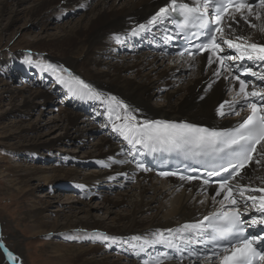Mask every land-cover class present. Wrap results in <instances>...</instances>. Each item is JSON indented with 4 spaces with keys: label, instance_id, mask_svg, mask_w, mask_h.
<instances>
[{
    "label": "bare ground",
    "instance_id": "6f19581e",
    "mask_svg": "<svg viewBox=\"0 0 264 264\" xmlns=\"http://www.w3.org/2000/svg\"><path fill=\"white\" fill-rule=\"evenodd\" d=\"M96 1L34 0L32 7L28 10V15L32 19L48 23L58 12L67 10L74 14L75 10L86 11L91 6L90 4ZM110 1L100 0L90 18L81 19L78 25L69 30H63L60 37L41 42V45L59 53L62 56V66L68 68L67 77L56 75L61 88L76 102L87 105L83 114L79 112L80 110L67 109L66 117L60 115L61 124L59 126L62 130L60 136L67 139L77 134L82 139L81 142H84L83 136L91 138L103 127H108L114 135H119L120 140L114 136L99 137L94 151L96 155L92 156L95 158L82 163L99 165L101 171H93V173H99L95 177L77 181L78 175L74 172L63 175L62 170L57 167H51L49 170L35 168L30 173L17 178L13 191L23 193L25 190L23 188H28L30 182L36 184L43 179L47 180V183L54 181L56 184L57 178L62 177L64 182L72 183L81 195L93 199L102 196L103 193V190L94 192L98 188V181H118L117 186L119 187H124L121 181L135 184L134 187L125 191L126 194L118 193L121 200H112L105 196L104 202L110 208L121 207V205L127 208L125 214H120L112 220V224L98 221L89 214L85 218H79L77 215L67 217L66 224H61L62 222L59 221L54 224L46 223L43 222L45 218L42 207L34 208L30 216L31 223L34 228L41 226L43 229H48L50 227L51 231L58 232L64 237H67L72 230H78L85 242H91L92 245L89 244L91 246L88 247L81 245L72 248L61 244L55 245L53 248L56 255L53 260L54 264L55 262L58 264H137V262L141 263V260L146 264L145 260L148 258L153 264L158 259L163 264H178L177 261L167 259L172 252L166 242L152 243L155 239L153 234L162 233L165 241L172 240L176 244L181 241L176 231L181 225L198 222L205 216L219 213L222 208L230 209L233 206L228 201H223V205L221 204L224 194L215 196L218 188L189 184L180 180H155L153 175L139 174L132 166L129 150L126 147L128 140L117 129L124 128L126 132L134 134L131 132L133 128L162 119L228 129L234 125V122L246 117L249 112L244 109L240 110V103L244 101V98L238 93V81L230 71H225L218 64L209 65L206 60L209 54L198 59L174 58L172 65L165 68V63L169 61L168 56L149 50L137 49L136 51L135 47L138 45L133 43V39L135 37L147 39L151 37L152 32L160 30L158 25L157 27L152 26L151 18L170 0H122L118 5L119 0H114L113 4ZM185 1L187 0H177V3ZM14 2L20 5L24 0H14ZM257 14L261 16L260 20L255 19ZM235 15L237 20L241 19L239 14ZM248 19L249 23L233 24L231 32L235 36L246 38L237 42L264 44V31L260 30L264 28V8L255 10ZM149 23L150 32L141 34L139 26ZM232 23L229 19L225 25ZM252 23L257 27L253 28ZM225 25V39L232 38ZM118 44L123 45L122 48L128 50V54L116 53L119 48ZM133 47L134 50L131 51ZM26 65L22 61L21 70H24ZM90 66H96L97 71H92ZM80 68L84 69V76L75 71ZM216 71H219L220 75H216ZM183 73L185 77L182 76ZM187 74H189V81H186ZM76 77L84 81L98 95H92L87 89H83L82 85L76 83L74 79ZM171 85L174 86V90L163 96L164 104H154L156 96L152 93L153 87L164 89ZM0 89L6 92L1 85ZM246 91L250 90L246 89ZM13 94L23 96L22 108L26 109L25 111L35 106V100L39 95L46 104L52 99L48 91L41 92V94L35 91L25 95L24 91L16 90ZM111 97H115L116 100L112 101ZM222 103H224L225 116L219 114V106ZM229 104L239 111L238 117H230ZM122 105H126L127 108ZM85 114L95 118V122L99 120L97 119L99 115L108 121L99 123L97 126L91 121H84L82 118ZM117 116L120 119H117ZM126 116H134L135 120H125ZM30 129L34 130L36 127L31 125ZM54 145V141H46L33 145L32 148L50 150ZM257 149L259 153L260 146ZM254 157H257V154ZM244 172L248 175L245 176L242 173L235 185L249 184L251 187L246 196L248 194L256 197L264 196V193L251 191V188L264 187V162L256 166L252 164ZM238 199H240L238 205L240 208L241 201H244L246 197ZM162 201H166V204ZM40 203L46 204L42 201ZM156 203L161 205L157 207ZM253 206L259 208V199ZM2 232V227H0V244ZM187 234L184 233L185 236ZM102 235L114 237L115 242L101 241ZM102 244L119 250H125L121 248L123 245H130L133 255L131 257L130 252L127 253L129 259L123 258V261L113 260L110 256L99 259V254L106 251ZM18 253H20L19 250L14 253L4 246L2 256L13 264H23ZM216 262L218 264L219 261L204 259L186 261L183 264H216Z\"/></svg>",
    "mask_w": 264,
    "mask_h": 264
},
{
    "label": "rangeland",
    "instance_id": "374dc122",
    "mask_svg": "<svg viewBox=\"0 0 264 264\" xmlns=\"http://www.w3.org/2000/svg\"><path fill=\"white\" fill-rule=\"evenodd\" d=\"M33 1L24 0L22 4L17 5L14 0H0V85L6 91L4 93L0 89V227L3 231L0 244V264L12 263L2 256L4 246L14 253L19 250L18 254L23 264H54L53 260L56 255L53 248L55 245L61 244L72 248L92 245L90 241L85 242L78 230H72L67 234V237H64L58 232L51 231L50 227L48 229H43L41 226L34 228L30 216L35 207L44 209L45 219L43 222L46 223L54 224L59 221L62 222L61 224H66L67 217L71 218L77 215L79 218H85L91 215L98 221L112 224V220L120 214H125L127 208L125 205L110 208L104 202L105 196L112 200H121L118 193L126 194L125 191L135 185L121 181L124 187H119L117 186L118 181H98V188L94 192L103 190V193L102 196L93 199L81 196L75 189L76 187L70 182H64L62 177L57 178L56 184L54 181L47 183V180L43 179L36 184L30 182L28 188H23L25 189L23 193L13 191L17 178L30 173L35 168L49 170L51 167H57L62 170L63 175L74 172L78 175L77 181L95 177L101 171L99 165L82 163L95 158L92 156L96 155L94 151L99 137H110L103 133V129L108 127H103L91 138L83 136L84 142H81L82 139L77 134L67 139L60 136L62 134L61 126H59L61 124L60 115L66 117L67 109L80 110V113L86 110L79 106H73L74 102H69L63 91L58 95V91L64 89L61 88L57 76L67 77L68 68L62 66V56L59 53L41 45V42L60 37L63 30H69L78 25L81 19L90 18L100 0L90 4L91 6L86 11L75 10L74 14L67 10L58 12L48 23L30 18L28 10L32 7ZM120 1L122 0H119L117 5ZM110 2L113 4L114 0ZM117 47L119 48L116 53L119 55L128 54V50L122 48L123 45L118 44ZM135 48L137 51L138 46ZM133 50L134 47L131 51ZM173 59L169 57L165 68L172 65ZM22 61H26L25 63L29 66L25 68L26 71L25 69L21 70ZM34 67L40 71L46 69L47 73L44 74V77L36 76L37 71ZM89 68L92 71H97L96 66ZM75 71L82 75L85 74L83 68ZM188 75L186 81H189ZM182 76L185 77V73ZM55 78L60 90L57 89ZM16 90L24 91L25 95L35 91L40 94L48 91L52 99L46 104L39 95L35 100V106L28 109L29 111H25L26 109L22 108L23 96H14L13 94V91ZM173 90L174 86L172 85L164 89L154 86L152 93L156 97L153 103L164 104L163 96ZM101 117L97 116L98 121ZM82 119L96 123L95 118L86 114ZM31 125L36 129L31 130ZM109 130L111 131V129ZM46 141H54L55 145L50 150H34L32 148L33 145ZM93 171L98 172L93 173ZM153 179L157 180L154 176ZM124 197L128 198V196ZM41 201L46 204L43 205L40 203ZM166 201L162 202L166 204ZM155 205L159 207L161 204L156 203ZM102 246H105L106 251L99 254V259L110 256L113 260L123 261V258H126L125 253L119 252V249H108L107 244H102ZM137 264L142 263L137 262Z\"/></svg>",
    "mask_w": 264,
    "mask_h": 264
},
{
    "label": "snow or ice",
    "instance_id": "6c2138e0",
    "mask_svg": "<svg viewBox=\"0 0 264 264\" xmlns=\"http://www.w3.org/2000/svg\"><path fill=\"white\" fill-rule=\"evenodd\" d=\"M193 4V6H190ZM215 5L214 21L209 22L208 15L209 5ZM259 5L264 8V0H259ZM230 9H234V12H230ZM178 13L184 21V26L190 22V19L195 16L199 19L200 23L198 27L202 29L201 33H194V36L204 37L199 45L195 47V53H189L195 59L196 53L208 52L206 57L207 63L218 64L225 71H233L234 78L238 81V93L244 98V103L241 104L240 110L245 107L251 109V114L238 124L237 127L227 131H217L214 129L201 128L191 124H177L167 121H151L143 126L135 127L131 130L130 134L125 131L124 128H118L117 130L125 136L130 144L134 147L139 144L142 146L159 147L165 151L175 150H187L188 154L195 156H210L212 160H222L223 164L216 165L212 170H207L208 177H220L215 183L218 185V190L215 191V196L224 194L221 200L228 201L233 207L231 209L222 208L219 213H214L217 222L213 223V219L205 216L204 221H208L211 226L209 229L201 227L202 221H198L194 224H184L177 229L179 238L184 244L192 243L191 235L194 232H201L202 235H208L211 242H220L228 240L231 237L233 240L238 241L237 244L229 248H224L223 252L219 253V264H264V242L258 236H241L240 233L244 231L243 225L249 223L255 225L257 223L264 225V196L256 197L249 193L250 185H233L231 181L237 180L242 176L245 168L250 164H261L264 162V89L246 91L248 88V82L241 79L239 74L240 69H244V75L251 74L256 75L251 68H244V64L241 62L237 67H233V63L238 59L243 61L245 58L248 60H259L264 62V44L252 43H238L237 41L245 40V37L235 36L231 30L233 24H239L241 22L249 23V17L253 15V3L246 2V0H189V3L177 4V0H170L165 6L161 7L156 14L151 18L152 22L161 23L170 19L173 14ZM240 15V20L236 19V15ZM232 20V24H226L229 29V33L232 38L225 39L224 27L221 26L222 21ZM255 19L260 20L261 16L257 14ZM251 26L256 28L257 25L252 23ZM141 29L145 26L140 25ZM264 31V28L260 29ZM219 33V37L217 36ZM219 40V42H218ZM222 44H226L228 49H235L238 52L237 55H230L226 52ZM223 53V55H218ZM216 75H220L219 71L215 72ZM76 83L83 86V89H87L92 95H98L94 90L90 89L84 81L78 77L74 78ZM261 81H264V74L260 77ZM248 97L255 98V101H250ZM115 101V97L110 98ZM227 103V102H225ZM122 107L127 108L126 105ZM219 114L225 116L223 111L224 103L220 106ZM231 114L239 115V111L232 108L229 104ZM117 119H120L117 116ZM125 120H135L134 116H126ZM257 145H260V156L254 157L253 154L258 151ZM211 163V161H210ZM143 167V165H138ZM227 175H222V174ZM162 176L176 175V173L162 172ZM182 180H194L197 177L194 176H181ZM210 180H204V184H209ZM252 192L264 193V187L251 188ZM244 206H248V201H252L253 205L259 199V208L256 210L261 213L260 217L252 216L250 221H244L242 214L239 211L240 199L244 198ZM191 230V231H189ZM170 232L172 230H169ZM184 233H188L187 236ZM155 239L153 244L167 243L170 248H178V245L174 244L172 240L165 241L162 233H154ZM101 241L112 240L115 242L114 237H108L102 235ZM259 248V250H258ZM11 255V253H9ZM216 255V253H213ZM155 264H163L161 260H156Z\"/></svg>",
    "mask_w": 264,
    "mask_h": 264
}]
</instances>
